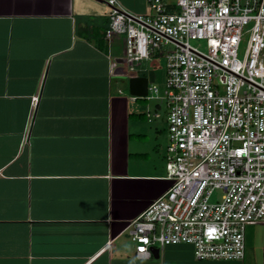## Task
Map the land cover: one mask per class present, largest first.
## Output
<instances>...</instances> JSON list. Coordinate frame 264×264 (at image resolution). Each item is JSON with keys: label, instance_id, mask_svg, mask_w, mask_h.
<instances>
[{"label": "crops", "instance_id": "1", "mask_svg": "<svg viewBox=\"0 0 264 264\" xmlns=\"http://www.w3.org/2000/svg\"><path fill=\"white\" fill-rule=\"evenodd\" d=\"M119 1L149 12L147 0ZM109 12L100 0H0V264L194 256L180 245L136 257L128 226L170 187L168 109L131 94L124 38L105 39ZM155 57L139 75L151 85Z\"/></svg>", "mask_w": 264, "mask_h": 264}, {"label": "built area", "instance_id": "2", "mask_svg": "<svg viewBox=\"0 0 264 264\" xmlns=\"http://www.w3.org/2000/svg\"><path fill=\"white\" fill-rule=\"evenodd\" d=\"M100 1L129 80L167 60L163 94L149 83L147 98L168 109L170 187L128 226L137 259L187 245L198 262L243 260L247 227L264 224V0H147L146 14Z\"/></svg>", "mask_w": 264, "mask_h": 264}, {"label": "rangeland", "instance_id": "3", "mask_svg": "<svg viewBox=\"0 0 264 264\" xmlns=\"http://www.w3.org/2000/svg\"><path fill=\"white\" fill-rule=\"evenodd\" d=\"M246 49H247V37H245V40L241 44L240 57L243 56ZM156 56L157 57L153 59L154 63H151L150 67L154 68L155 70L159 72L161 79L159 83L156 85L160 88L161 92H163L165 89L167 60L165 57H160L158 55ZM216 195L217 197L221 196V194L219 193H217ZM178 247L173 246L171 248L177 249ZM189 247L192 251V247L191 246ZM263 263H264V224H257V225H252V226L247 227L246 229V254L243 260L198 262L195 260L194 256H190L187 262H184L181 260H175L173 262V264H263Z\"/></svg>", "mask_w": 264, "mask_h": 264}, {"label": "water", "instance_id": "4", "mask_svg": "<svg viewBox=\"0 0 264 264\" xmlns=\"http://www.w3.org/2000/svg\"><path fill=\"white\" fill-rule=\"evenodd\" d=\"M130 91L133 96L147 97L149 90V79L146 77H133L129 80ZM154 256L159 258V252L154 250Z\"/></svg>", "mask_w": 264, "mask_h": 264}, {"label": "trees", "instance_id": "5", "mask_svg": "<svg viewBox=\"0 0 264 264\" xmlns=\"http://www.w3.org/2000/svg\"><path fill=\"white\" fill-rule=\"evenodd\" d=\"M103 44H104V41H103Z\"/></svg>", "mask_w": 264, "mask_h": 264}]
</instances>
